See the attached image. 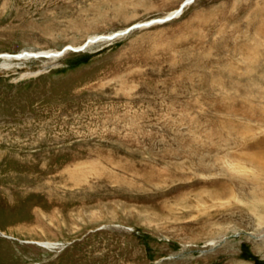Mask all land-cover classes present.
Wrapping results in <instances>:
<instances>
[{"label":"rangeland","instance_id":"obj_1","mask_svg":"<svg viewBox=\"0 0 264 264\" xmlns=\"http://www.w3.org/2000/svg\"><path fill=\"white\" fill-rule=\"evenodd\" d=\"M183 1L0 0V264H264V0L108 39Z\"/></svg>","mask_w":264,"mask_h":264},{"label":"water","instance_id":"obj_2","mask_svg":"<svg viewBox=\"0 0 264 264\" xmlns=\"http://www.w3.org/2000/svg\"><path fill=\"white\" fill-rule=\"evenodd\" d=\"M174 16H175V14H173L171 16H165L164 18H161V19L157 18V19H154V20H150L148 22L132 25V26L128 27L127 29H125L122 32L114 33L113 35L109 36L108 39H112V38H114L116 36H120V35H125V34L129 33L131 30H133L135 28H138V27H144V26H149V25H151L153 23H159V22L168 21V20L172 19ZM66 49H72L73 50L74 48L66 47L64 50H66ZM64 50L62 49V52H60V53H63ZM30 55L31 56H38V55H35V54L34 55L30 54Z\"/></svg>","mask_w":264,"mask_h":264},{"label":"bare ground","instance_id":"obj_3","mask_svg":"<svg viewBox=\"0 0 264 264\" xmlns=\"http://www.w3.org/2000/svg\"><path fill=\"white\" fill-rule=\"evenodd\" d=\"M191 1H193V0H184V1H183L184 3L182 2L183 4H181L178 8H176V9H174V10L168 12L166 15H167V16H171V15H173V14H175V16L179 15V14L182 12V10H183L187 5H189V4L192 3ZM175 16H174V17H175ZM174 17H173V18H174ZM123 31H124V30H123ZM68 47L71 48V46H68ZM82 48H83V47H80V48H74L73 51H76V50L78 51V50H80V49H82ZM64 49H65V48H64ZM64 49H63V50H64ZM65 51H66V50H64V52H65ZM60 52H62V51H59V52H57V53L54 54V55H55V56L62 55V53H60ZM64 52H63V53H64ZM30 54H33V55L35 54V55H38V56H43V55H45V54H43V53L40 54V53H36V52H35V53H30ZM30 54H27V56H31ZM49 55H50V54H49ZM38 56H37V57H38ZM19 57H21V56H19Z\"/></svg>","mask_w":264,"mask_h":264}]
</instances>
